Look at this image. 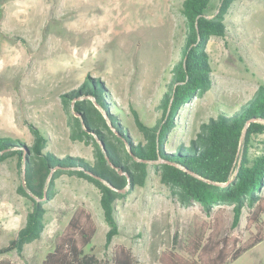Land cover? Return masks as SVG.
Wrapping results in <instances>:
<instances>
[{"label":"rangeland","instance_id":"rangeland-1","mask_svg":"<svg viewBox=\"0 0 264 264\" xmlns=\"http://www.w3.org/2000/svg\"><path fill=\"white\" fill-rule=\"evenodd\" d=\"M183 1L0 0V137L31 145L26 123L34 124L48 132V148L56 156L93 161L92 146L70 139L61 103V95L77 89L87 77L104 82L112 100L127 113L133 105L155 122L171 77L168 70L183 55L187 33ZM217 6L218 0H213L207 14H215ZM226 20V37L212 38L207 47L213 87L181 112L166 149L193 138L209 118L238 110L264 86V0L236 2ZM250 153L253 158L264 154V134L253 137ZM22 179L16 159L0 163V247L24 226L31 208L17 192ZM79 206L89 209L96 221L91 243L95 254L107 257L111 248L104 251L108 227L100 192L86 180L68 175L57 180L56 195L45 205L41 239L27 245L22 257L15 252L7 257L19 264H42ZM117 210L120 234L112 245L131 248L141 264H161L166 250L181 252L194 215L209 220L199 204L185 208L174 200L152 166L146 185L118 201ZM248 214L245 208L239 227L231 229L233 211L226 207L228 233L246 240ZM230 264H264V241Z\"/></svg>","mask_w":264,"mask_h":264},{"label":"trees","instance_id":"trees-1","mask_svg":"<svg viewBox=\"0 0 264 264\" xmlns=\"http://www.w3.org/2000/svg\"><path fill=\"white\" fill-rule=\"evenodd\" d=\"M238 1L218 0L213 15L207 14L213 0L182 2L187 30L183 55L168 70L171 77L158 105L161 116L155 122L133 105L130 114L118 106L99 78L87 77L77 89L61 95L70 139L92 146L93 161L56 156L48 148V132L34 124L26 123L33 136L31 145L19 138L0 137V163L16 159L23 175L17 192L31 203L24 226L0 247V264H19L7 255L15 252L22 257L27 245L41 239L45 205L54 199L57 180L63 175L84 179L99 190L108 227L104 251L111 248V252L105 258L95 254L91 243L98 227L92 212L79 206L42 264H141L131 248L112 244L120 234L117 202L146 185L151 166L174 200L185 208L199 204L209 217L194 215L182 251L166 250L161 264H230L264 241V154L253 158L250 153L253 137L264 134L263 85L238 110L209 118L193 138L178 140L175 149H166L181 112L213 87L207 47L212 38L226 37V17ZM228 206L233 211L231 229L239 227L248 208L250 236L246 240L228 233ZM178 237V232L172 236L174 243Z\"/></svg>","mask_w":264,"mask_h":264},{"label":"water","instance_id":"water-1","mask_svg":"<svg viewBox=\"0 0 264 264\" xmlns=\"http://www.w3.org/2000/svg\"><path fill=\"white\" fill-rule=\"evenodd\" d=\"M95 106L104 114V111L100 108V106L97 104V103H95ZM105 115V114H104ZM77 117H79L80 115L79 114H77L76 115ZM106 116V115H105ZM120 174H122L121 172H120Z\"/></svg>","mask_w":264,"mask_h":264}]
</instances>
